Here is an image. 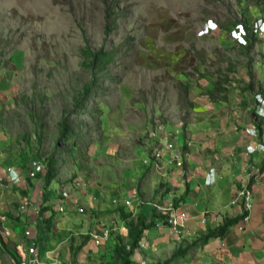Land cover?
I'll return each mask as SVG.
<instances>
[{
  "label": "rangeland",
  "instance_id": "1",
  "mask_svg": "<svg viewBox=\"0 0 264 264\" xmlns=\"http://www.w3.org/2000/svg\"><path fill=\"white\" fill-rule=\"evenodd\" d=\"M86 49L109 56L92 69ZM263 95L264 0H0V192L19 200L36 194L39 216L51 225L56 217L47 218L43 191H69L71 210L85 213L58 215L63 237L56 244L69 245L62 263L123 264L115 249L129 242L137 205L117 211L123 222L115 219L110 242L96 247L90 234L111 199L137 193L145 202L170 191L163 180L151 186L154 124L180 127L188 138L200 105L223 110V121L240 128L245 112L254 119L250 110L264 109ZM36 157L46 164L38 181L24 180V192L2 184L4 166L26 175ZM3 208L14 218L19 207ZM253 212L264 225V202L251 219Z\"/></svg>",
  "mask_w": 264,
  "mask_h": 264
},
{
  "label": "crops",
  "instance_id": "2",
  "mask_svg": "<svg viewBox=\"0 0 264 264\" xmlns=\"http://www.w3.org/2000/svg\"><path fill=\"white\" fill-rule=\"evenodd\" d=\"M262 99H264V95ZM204 103L202 100L200 104L204 105ZM258 108L261 111L255 108L254 112L250 108L251 113L255 115L254 119L248 118V112L242 115L239 128L236 124L238 121L230 118H228L230 120H226V123L223 121L224 114L221 113L223 110L199 105L195 110L197 117L192 124L186 127L188 138L184 136L181 128L177 127V133L183 134V139L186 140L184 147L176 150L180 154L183 167L169 163V152H166L163 160L162 172H158L151 163V171H153L151 186L156 187L163 180L171 189L166 194H162L158 190L154 191L152 199H158V203L152 202L151 199L143 201L142 205L135 204L141 210L140 213H144L148 220L155 211L156 225L144 232L141 242L146 244V248L140 251L137 258L134 254L132 258L134 263L154 264L153 262H158L160 257L170 259L180 250L194 246L186 255L178 257L176 264H264V225L255 212L252 214L250 223L241 221L230 227L224 236H213L207 242H201L210 233L218 231L227 219H235L242 215V207L236 203V200L239 191L245 186L253 188V210L258 203L264 202V170H262L264 167L262 149L264 146V109ZM225 111L227 112L226 116L230 117L231 111ZM219 126L221 129L218 128ZM18 171L21 172V170ZM21 174L24 180L29 179L28 171L26 175L23 172ZM25 190L26 188L22 186L18 191L24 192ZM51 193L50 189L49 192L43 191L42 193L47 200V218L56 217L51 225H48L47 221L39 216L41 206L39 207L35 202L36 194L33 196L31 193L32 206L29 205L25 210H22L21 204L28 198L19 200L14 192L9 199H5V193L0 192L1 212L6 214L5 222L0 220V229L11 230V236L7 239L6 244L0 246V264H17V261L24 258L26 247L32 242L24 236L27 229L32 230L33 234L39 237L35 241L43 245V247H39L43 253L44 264H63L61 259L64 255H61V252L69 245L67 240L56 244L63 237L58 233L60 229L58 220L60 216L58 215L66 216L71 214V211H78V209L71 210L70 208L66 213L52 210L54 206L50 201L54 197L52 196L54 192L52 195ZM41 198H43L42 195ZM128 199L119 197L121 202L117 206L110 200V205L107 204L106 208L100 209L101 220H104L101 221L103 225L112 227L118 223L115 222L116 218L123 222L119 219L117 211L120 208H126L124 201ZM5 202L10 207H19L14 218L10 214H14L11 208L2 209ZM155 206L167 209L172 207L174 210L188 213L189 218L185 227L181 228L180 234L171 233L163 219L164 216L167 217L166 212H160ZM31 210L35 212L32 213ZM100 225H97L93 232ZM240 227L244 230H241ZM52 229L53 234L51 233ZM42 230L43 233H41ZM186 241L191 246L185 243ZM182 247L184 248L181 249ZM142 261L144 263H141Z\"/></svg>",
  "mask_w": 264,
  "mask_h": 264
},
{
  "label": "built area",
  "instance_id": "3",
  "mask_svg": "<svg viewBox=\"0 0 264 264\" xmlns=\"http://www.w3.org/2000/svg\"><path fill=\"white\" fill-rule=\"evenodd\" d=\"M260 118V117H258ZM148 142L149 148H152L151 160L158 172H162L163 170V160L165 159L166 152L170 153L169 163L175 164L177 167H183V162L180 158V154L176 151L184 147L185 140L183 139V134H179L177 132H173L167 125L156 122L154 126L151 128L148 134ZM264 152V146H262ZM5 175L2 177L1 182L3 185L7 186V188H20L23 186L24 177L17 169L6 165ZM46 173V164L43 160L36 157L29 164L28 168V178L30 181H38L40 177ZM76 189L81 188V184L78 182L75 185ZM55 194V195H54ZM54 196L50 203L54 206V211L58 213H66L73 206L71 203L74 202L72 195L69 191H62V193H54ZM114 205H120L119 199H111ZM236 203L242 205V215L243 223H249L251 219V212L253 211V188L250 186H245L239 191ZM31 201L29 199H25L23 204H21V209L25 210L29 205H31ZM135 204L142 205L143 201L137 193H133L130 199L124 201V207L133 208ZM77 206V204H74ZM160 212H166L167 218L165 219V223L169 226L171 233L180 234L181 228L185 227V223L188 220L189 216L186 211L174 210L172 207L167 209L166 207L155 206ZM79 213H85V209L83 207L78 208ZM0 220L5 222L6 214L1 212L0 206ZM166 217V216H165ZM113 227V226H112ZM112 227H107L103 224L99 226V228L90 234L91 241L94 243L96 247H100L108 242L112 236L113 229ZM241 230H244L240 227ZM115 230V229H114ZM43 230L41 231V233ZM11 236V230L8 228L0 229V246L2 244H6L7 239ZM24 236L27 240H31V244H28L26 247V254L24 258L22 257L17 264H44L43 262V253L41 252L40 247L38 246L36 240V236L33 234L32 230H25ZM146 244L140 243L138 248L135 250V258L139 255L141 250H145ZM141 263H144L143 261Z\"/></svg>",
  "mask_w": 264,
  "mask_h": 264
},
{
  "label": "trees",
  "instance_id": "4",
  "mask_svg": "<svg viewBox=\"0 0 264 264\" xmlns=\"http://www.w3.org/2000/svg\"><path fill=\"white\" fill-rule=\"evenodd\" d=\"M84 54H85V56H87L88 58L91 59V62L87 66H90L92 69H94L96 67L97 63L104 62V60H106L108 58V56H109L103 50H101L99 52H96V53H93L90 49H86L84 51ZM108 60H107V62H108ZM94 83H95V78L93 79L91 84L88 85L84 89L82 97L77 100V105L78 106H80V103H83L88 98V96L90 95L91 90H92V88L94 86ZM211 97L213 98L212 95H211ZM64 135H67L66 129H64L63 136ZM262 170H264V167H263ZM51 180H52V172L50 170V171H48L47 183L49 184L51 182ZM125 209L126 208H120L119 210L122 212ZM155 217H156V212L155 211L152 213V215H151L149 220L145 216L144 213H140L138 215V217H137L136 222L131 221L129 223V229H128L129 230L128 231L129 242L127 244H125V245H119L115 249V253H116L117 257L123 262V264L132 263V261H133L132 258L134 256V252L138 248L139 244L141 243V241L143 239L144 232L156 225V218ZM129 218H132V216L131 215L130 216L126 215V217H124V219L126 221ZM166 218L167 217L164 216L163 219L165 220ZM242 220H243V217H241V216L237 217L235 219H227L225 221L224 225L218 231H216L215 233H210L205 239H202L201 242L205 243L213 236H224L227 233V231L229 230L230 227L239 224ZM86 243H87V237H86V241L83 242L81 244V246H79L77 249L81 250L86 245ZM72 248L73 249L75 248L73 243H72ZM193 248H194V246H191L188 249L180 250L179 252L175 253L173 255V257L177 258L178 256H184L190 250H192Z\"/></svg>",
  "mask_w": 264,
  "mask_h": 264
},
{
  "label": "clouds",
  "instance_id": "5",
  "mask_svg": "<svg viewBox=\"0 0 264 264\" xmlns=\"http://www.w3.org/2000/svg\"><path fill=\"white\" fill-rule=\"evenodd\" d=\"M210 28H211V26H210ZM240 38H242V37H240ZM243 40H245L244 38H242Z\"/></svg>",
  "mask_w": 264,
  "mask_h": 264
}]
</instances>
